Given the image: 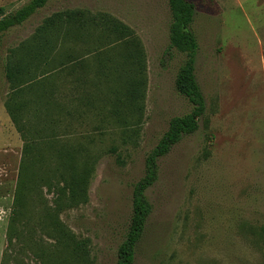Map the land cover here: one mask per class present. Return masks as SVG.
Instances as JSON below:
<instances>
[{"label":"rangeland","instance_id":"obj_1","mask_svg":"<svg viewBox=\"0 0 264 264\" xmlns=\"http://www.w3.org/2000/svg\"><path fill=\"white\" fill-rule=\"evenodd\" d=\"M28 1L0 0V8L11 14ZM191 2L206 114L197 132L157 162L136 264H264V0ZM71 10L107 14L127 26L140 63L127 55L131 41L100 47L93 34L54 43L55 64L71 54L81 67L51 70L40 86L13 100L30 103L21 123L32 144L18 209L25 141L6 109L13 92L7 57L45 19ZM172 23L168 0H53L0 36V264H74L64 242L57 244L48 212L86 244L88 264L117 263L147 158L171 120L193 111L176 87L187 56L171 47ZM69 154L78 172L84 160L93 164L88 199L73 207L61 178L70 174L61 155Z\"/></svg>","mask_w":264,"mask_h":264},{"label":"trees","instance_id":"obj_2","mask_svg":"<svg viewBox=\"0 0 264 264\" xmlns=\"http://www.w3.org/2000/svg\"><path fill=\"white\" fill-rule=\"evenodd\" d=\"M51 1L53 0H30L11 14H5L0 10L2 14L0 17V36L15 27L23 25ZM168 2L173 16V23L170 29L171 47L185 53L187 56V60L178 74L176 87L177 91L193 105V111L184 117L172 119L168 131L148 156L146 175L134 186L133 213L126 238L119 246L116 264H136L137 248L143 239L151 214V205L146 192L157 181V162L167 156L172 148L179 144L185 136H190L197 132L199 121L206 114L204 95L195 75L199 46L194 34L190 31L195 15V6L191 0H168ZM93 34H98L101 40L100 47L131 41V47H127L130 50L127 55L140 63L142 53L139 49V44L132 40L134 37L133 32L127 26L110 15H93L85 10H71L52 15L44 20L43 24L30 39L20 44L19 47L9 50L5 65V75L13 92L6 102V109L25 141L24 160L21 168L22 179L29 164L32 144L21 123V116L24 110L28 109L30 103L22 101L16 104L13 100L17 97L16 94L25 92L28 87L33 90L40 86L51 70H74L81 67L78 64V59L71 54H66L64 58L58 60V64H55L57 60L51 57V54L57 49L54 46L55 42L65 40L68 37L78 39L82 35L91 36ZM73 83L75 85L78 84V79L75 78ZM138 85L139 81L137 79H134L131 83L130 93L131 98H134V100H136L135 97L138 95ZM61 156H66L62 160V164L65 165L67 170H70L68 177L61 175L63 184L68 188L64 194L67 197L69 206H78L81 202L88 199L89 169L93 167V164L89 159L84 160L81 170L78 172L79 169H77L76 160L72 157L73 154ZM22 179L17 199L14 200L18 209L20 201L25 200L26 197L24 193L27 184L25 178ZM18 209L14 210L10 223L11 227L19 218L20 212ZM46 217L49 219L48 224L53 231L57 244L62 245L64 242L63 249L64 251L69 250L72 262L74 264H88L89 254L86 251V244L77 242L69 230H63L61 224L54 220L50 212L47 213ZM13 235L18 239V232L13 233ZM260 237L264 241V228ZM56 254L58 252H55L54 255H49V259Z\"/></svg>","mask_w":264,"mask_h":264},{"label":"crops","instance_id":"obj_3","mask_svg":"<svg viewBox=\"0 0 264 264\" xmlns=\"http://www.w3.org/2000/svg\"><path fill=\"white\" fill-rule=\"evenodd\" d=\"M17 1H18V0H17ZM29 1H30V0H29ZM29 1H28V2H29ZM2 2L4 3V5H10V0H2ZM4 5H3V6H4ZM22 6H24V5L22 4ZM22 6H21V7H22ZM21 7H20V8H21ZM0 10H2V11L4 12L3 8H0ZM17 10H18V9H17Z\"/></svg>","mask_w":264,"mask_h":264}]
</instances>
